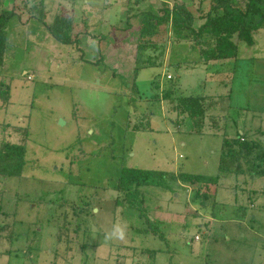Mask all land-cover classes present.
<instances>
[{"label":"rangeland","instance_id":"374dc122","mask_svg":"<svg viewBox=\"0 0 264 264\" xmlns=\"http://www.w3.org/2000/svg\"><path fill=\"white\" fill-rule=\"evenodd\" d=\"M135 1L140 2L129 4L134 10ZM155 3H138L134 28L122 36L117 27L120 19L125 25L124 12L109 5L108 28L92 31L96 37L115 34L99 48V38L92 44L83 39L84 61L38 23L10 21L0 68L9 88L8 103L0 101V143L19 142L26 130V165L20 179L0 182V225L12 226L13 218L17 223L11 243V227L0 234V264H264V179L225 176L203 209L192 204L191 187L172 182L141 187L136 207L115 206L122 199L115 192L122 169L215 177L224 139L244 134L264 142V29L254 34L253 46L237 43L236 59L208 65L197 63L198 52L187 44L167 41L164 57L137 74L139 96L132 100L131 33L138 31V13ZM208 4L203 1L204 12ZM97 55L103 61L95 64ZM171 87L174 96L229 94L228 109L208 110L197 133L188 120L175 122L168 102L152 100ZM138 125L147 130H136ZM146 217L161 234L145 233ZM63 218L69 230L65 246L56 236ZM74 223L81 224L77 234Z\"/></svg>","mask_w":264,"mask_h":264},{"label":"trees","instance_id":"16d2710c","mask_svg":"<svg viewBox=\"0 0 264 264\" xmlns=\"http://www.w3.org/2000/svg\"><path fill=\"white\" fill-rule=\"evenodd\" d=\"M45 1L27 0L22 4L27 13L37 19L38 23L45 28L56 43L82 53L79 49V35L74 33V18L58 11V13L51 14V10L46 7ZM203 1L191 0L192 4H196V10H193L186 1L159 0L157 10H146L138 15V31L134 41L136 56L129 89L132 100L139 96L135 85L137 74L141 69L151 68L159 62L158 57L161 58L165 55L167 41L187 44L188 50L198 52L196 62L208 65L236 59L238 54L237 43L253 46L254 34L264 29V0H209V8L206 12L201 8ZM2 2L3 0H0V68L4 65L9 47L7 41L8 25L11 20L18 16L14 9L3 10L1 8ZM135 3L137 4V1ZM130 20L127 21L129 28L132 27ZM104 40L106 38H101L98 45L100 46ZM149 53L155 55L151 57L148 56ZM80 57L82 58V54ZM140 57L145 58L141 61L139 60ZM102 61L103 57L99 56V60L95 64ZM158 66H162V64L160 63ZM1 79L0 101L6 105L9 101V88L5 85L2 76ZM166 81L170 82L172 79H166ZM175 91V87L165 89L159 95L153 96L152 100L168 102L171 106L170 112L175 113L179 119V121L176 119L175 122L179 124L188 120L190 128L197 130V133L203 129L208 110L220 111L221 109L226 113V109H228L224 103L229 101V94L223 96L199 94L183 97L174 96ZM215 127L217 129L218 125ZM4 128L7 129V127ZM134 128L138 131L147 130V127L139 125ZM20 134L22 137L17 143L8 139H4L0 143V182L22 177L23 168L26 165V130L22 133L20 131ZM228 175L244 176L250 181L263 180L264 142L259 139L250 140L244 134L237 135L235 138L224 139L219 155L218 174L215 177L122 169L115 184V192L122 199H116L115 206L136 207L141 203V187H166L172 182L179 187H191L192 204L203 209L208 204L209 199H214L220 185L219 181ZM251 197L249 195V199ZM4 214L5 216L8 215V213ZM244 214L245 209L241 208L240 215L244 216ZM11 216L14 217V212ZM66 218H63L61 223L58 221V225H56L57 243L62 246L67 244L69 236ZM144 220L142 222L146 226L145 233L155 236L161 234L157 231V224L154 225V222L147 217ZM16 225L14 218L12 226L0 225V234L11 227L6 236L8 243H11L14 237ZM74 225L73 232L77 234L81 224L74 223ZM159 236L161 237V235ZM6 255H9V252H6Z\"/></svg>","mask_w":264,"mask_h":264},{"label":"crops","instance_id":"0c3cea01","mask_svg":"<svg viewBox=\"0 0 264 264\" xmlns=\"http://www.w3.org/2000/svg\"><path fill=\"white\" fill-rule=\"evenodd\" d=\"M8 1H10V3H8V4L11 8L10 7L5 8L4 4L1 5V8H3V10H13V9L16 10V14L18 15L17 18L19 20V23H21L22 20H24L22 23H25V25H27L30 22L38 23L37 19H35L29 13H27V11L25 10V7L21 3L22 0H20V1L19 0H8ZM26 1L27 0H23V2H26ZM91 1L92 0H46L45 1L46 7L49 10H51V12L54 11L53 14L59 12V13H64L65 15H68V16H72L74 18V32L76 31L75 34L76 33L79 34V41L81 42L80 50H81V46L83 47V45H84V42H82L83 39L85 40L87 38L88 39L87 41L90 42V44H92L93 42H95L94 41L95 39L97 42V38H99V39L104 38L103 36L96 37L97 35L93 34L92 29H93V27H97V26H100L103 29H104V26L108 28L109 22L111 21V17H112L111 12L109 13V11H108L109 5L113 6L114 8L118 7V9L121 12H124V19H126L125 25L123 26V21H122L123 19H120L121 21H119V25L122 24V27H117L118 32L120 33V36H122L125 33H127L128 29H130L129 25L127 24V21H128L127 19L132 20L135 17L134 11H137V12L139 11L138 7H136L137 4L140 2L141 3L143 2L145 4V0H140V2H137V4L135 2H133L134 7H135V10H134L133 8H131V6H129L130 0H113L112 2H108V3H104V4L103 3L99 4L96 2L92 5H90ZM156 1L158 3H155V5L152 4V7H146V8H149L151 10H157L159 7V0H156ZM181 1H186V0H181ZM81 3H82V5H81ZM20 6H22V10L19 12V9L17 7H20ZM87 6L90 7L91 9H95L96 11H94V13H91L90 9H88ZM103 9L105 10V12H103V14L102 13L100 14V12ZM142 12H144V11H142ZM142 12H139L138 15ZM101 15H102V17H101ZM136 19L139 22L138 16L136 17ZM39 25H40V27H42V29L45 31V33H47L45 28L41 24H39ZM76 26H77V28H76ZM131 28H134V26H132ZM115 31L114 30L108 31L107 33L109 34V36H105V38L110 39L115 34V33L112 34ZM133 31L134 32L131 34L135 35V37H136L137 31L134 29H133ZM88 35L93 39H91ZM119 39H121V38H119ZM133 42H134V39H133ZM86 46L88 47V45H86ZM94 46H95V44H94ZM98 47H99V45H98ZM109 49L111 51H113L112 47H109ZM81 51H82V56L84 57L83 48ZM116 52H117V50H116ZM97 53H98V51H97ZM148 56L152 57V56H154V54L150 55V53H149ZM97 57H99V55H97ZM93 58H94V56L91 55L92 60H93ZM82 60L84 61L85 59L83 58ZM113 75H115V74H113ZM131 77H132V75H131ZM130 81H131V79H130Z\"/></svg>","mask_w":264,"mask_h":264},{"label":"built area","instance_id":"2783aa9c","mask_svg":"<svg viewBox=\"0 0 264 264\" xmlns=\"http://www.w3.org/2000/svg\"><path fill=\"white\" fill-rule=\"evenodd\" d=\"M166 79H170V77H166ZM195 240H198V237H196Z\"/></svg>","mask_w":264,"mask_h":264}]
</instances>
